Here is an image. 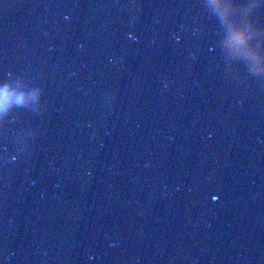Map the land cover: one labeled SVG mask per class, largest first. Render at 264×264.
Returning a JSON list of instances; mask_svg holds the SVG:
<instances>
[{
	"label": "water",
	"instance_id": "95a60500",
	"mask_svg": "<svg viewBox=\"0 0 264 264\" xmlns=\"http://www.w3.org/2000/svg\"><path fill=\"white\" fill-rule=\"evenodd\" d=\"M0 264H264V69L187 91L0 194Z\"/></svg>",
	"mask_w": 264,
	"mask_h": 264
},
{
	"label": "clouds",
	"instance_id": "9594fccd",
	"mask_svg": "<svg viewBox=\"0 0 264 264\" xmlns=\"http://www.w3.org/2000/svg\"><path fill=\"white\" fill-rule=\"evenodd\" d=\"M244 37L242 36V34H238L234 37L235 40L240 41L242 40ZM8 96V89L7 87L0 89V98H4L6 99Z\"/></svg>",
	"mask_w": 264,
	"mask_h": 264
}]
</instances>
